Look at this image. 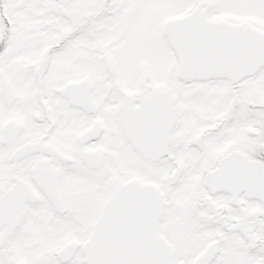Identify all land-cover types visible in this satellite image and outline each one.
Listing matches in <instances>:
<instances>
[{"label": "snow or ice", "instance_id": "obj_1", "mask_svg": "<svg viewBox=\"0 0 264 264\" xmlns=\"http://www.w3.org/2000/svg\"><path fill=\"white\" fill-rule=\"evenodd\" d=\"M0 264H264V0H0Z\"/></svg>", "mask_w": 264, "mask_h": 264}]
</instances>
